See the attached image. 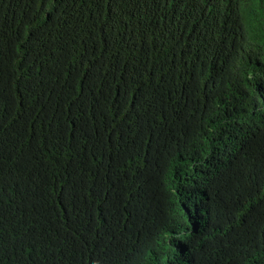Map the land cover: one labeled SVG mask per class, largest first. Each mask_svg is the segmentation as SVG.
<instances>
[{"label": "trees", "instance_id": "1", "mask_svg": "<svg viewBox=\"0 0 264 264\" xmlns=\"http://www.w3.org/2000/svg\"><path fill=\"white\" fill-rule=\"evenodd\" d=\"M0 264H264V0H0Z\"/></svg>", "mask_w": 264, "mask_h": 264}]
</instances>
